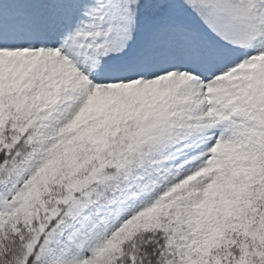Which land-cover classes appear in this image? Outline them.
Here are the masks:
<instances>
[{"label":"snow or ice","instance_id":"1","mask_svg":"<svg viewBox=\"0 0 264 264\" xmlns=\"http://www.w3.org/2000/svg\"><path fill=\"white\" fill-rule=\"evenodd\" d=\"M0 264H264V0H0Z\"/></svg>","mask_w":264,"mask_h":264}]
</instances>
